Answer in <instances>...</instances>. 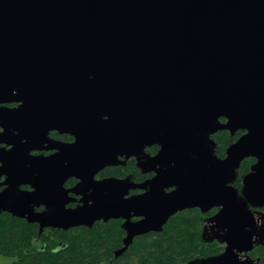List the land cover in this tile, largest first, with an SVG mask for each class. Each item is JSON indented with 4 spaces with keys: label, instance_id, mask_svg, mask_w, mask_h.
<instances>
[{
    "label": "water",
    "instance_id": "water-1",
    "mask_svg": "<svg viewBox=\"0 0 264 264\" xmlns=\"http://www.w3.org/2000/svg\"><path fill=\"white\" fill-rule=\"evenodd\" d=\"M13 101L26 120L13 125L0 110L1 135L12 127L25 142L12 136L0 155V174L10 172L0 212L39 232L128 221L133 212L142 219L126 225L117 257L179 211L218 207L213 220L227 219V241L250 248L240 228L252 216L229 184L241 161L254 158L242 195L264 206V0H0V103ZM45 124L64 125L75 140L60 146L64 165L56 154L27 168V141ZM219 131L244 132L223 159L211 139ZM152 145L159 150L150 157L144 148ZM117 155L156 172L148 192L123 199L127 180L93 181ZM48 173L61 175L57 201L44 199ZM72 176L79 182L63 192ZM25 184L36 190H20ZM68 193L82 196L73 209Z\"/></svg>",
    "mask_w": 264,
    "mask_h": 264
},
{
    "label": "trees",
    "instance_id": "trees-1",
    "mask_svg": "<svg viewBox=\"0 0 264 264\" xmlns=\"http://www.w3.org/2000/svg\"><path fill=\"white\" fill-rule=\"evenodd\" d=\"M240 133L231 137L226 131L217 132L212 137L217 144L214 155L223 159L226 149ZM107 171L118 175L121 169ZM195 213L198 211L176 214L161 232L136 238L115 257L123 248L126 222L39 232L37 224L0 212V256L10 257L11 264H187L195 259H211L212 251L200 238V220ZM259 250H264V239Z\"/></svg>",
    "mask_w": 264,
    "mask_h": 264
},
{
    "label": "flooded vegetation",
    "instance_id": "flooded-vegetation-1",
    "mask_svg": "<svg viewBox=\"0 0 264 264\" xmlns=\"http://www.w3.org/2000/svg\"><path fill=\"white\" fill-rule=\"evenodd\" d=\"M41 100H42L41 95H38L36 99L37 103H40L39 101ZM33 104H35V102H33ZM21 105L22 102H17V101H13L11 103H0V110L10 111L13 114L12 124L15 125L18 120H21L23 122L26 120V118L23 116V110L25 108H23L22 110L23 106ZM31 108H33L32 105ZM38 110L39 107H36L35 111L38 112ZM221 122H224V120H221ZM2 132H3V127L0 126V155L12 148L11 145H7V142H11L12 136L16 138V142L18 143L25 142V140L19 138L21 134L19 130H14L11 127L9 130V134L1 135ZM238 132L241 133L236 136V140L244 133L242 131H237L233 136H235ZM215 134L211 136V139L214 143L215 141L213 140L212 137ZM74 140L75 139L73 136L65 133L64 125L61 127L59 124L58 128H53L51 124H45L39 126L38 135L36 139L34 140L31 139L29 143L27 141L28 152L26 154V157L27 160L29 161V163L27 164V168L30 167V164L33 166L36 165V167L39 168L40 167V165L38 164L39 161L45 160L49 157H53L56 154H58L59 156L61 153L60 146L72 144ZM216 147L217 144H215V148ZM158 150H159V146L157 145H152L144 148V152L148 154L150 157L156 155ZM58 159L59 161L60 160L62 161L63 165L65 164L64 161L65 158L62 159L59 156ZM247 160L248 161L252 160V162H248L250 163L248 164L246 163ZM33 161H35L36 163L32 164ZM254 164H255L254 158L243 159L239 164V167L234 172L233 181L229 184V186H231L235 190L238 200H242L245 202L246 209L252 216L249 225L240 228V230L250 238L251 245L249 249L247 250L240 249L239 247L233 246L235 244L234 242L227 241V236H229L232 232L231 228L228 226L227 219L223 218L222 216H219L218 222L213 220L214 218L217 217V215H219V213L221 212V208L213 207L208 211H202V209L199 207H193L176 213L178 214L184 211H193V210L198 211V213H195V216L197 217V219L200 220V227H199L200 238H202L204 242H207L205 245L212 251L211 259H216V262L214 264H264V250L263 251L259 250V246H261V242L264 239V206L257 208L252 207L242 195L243 179L245 178V176L252 173L251 168L253 167ZM0 168H1V163H0ZM113 168L121 169V172L118 175H110L107 170ZM159 168L160 166L155 167L156 170H159ZM9 173L10 172L7 171L6 174H0V192H2L6 188V185L4 183L8 179ZM49 175L52 176V180H51V184L47 185L46 186L47 188L44 189V192L46 193L47 196V198L44 199L47 201L49 200L57 201L60 198V191L57 187H59L61 175L60 173L53 175L51 173ZM37 176L38 173L33 174L30 180L31 184L35 182V180L33 179L38 178ZM155 176H156L155 171H146V170L144 171V168L142 167V165L140 166L138 164V160L136 159L135 156L126 157L125 155L122 156L117 155L116 163L114 165L102 167L99 171L95 173L92 179L93 181H102L111 178L119 179V180H127L128 184L131 185L132 187L129 188V190L124 195L123 199H130L131 197L140 196L148 192L149 187L147 186V183L150 180H152ZM78 182L79 180L73 176L64 179L63 182L61 183L62 191L65 192L66 190L72 189ZM31 184L20 185L19 189L26 191L28 193H33L36 189ZM176 189L177 186H172L169 188H165L164 192L169 193L171 191H175ZM68 197L70 198L71 202L68 205H66V208H70V209L77 207L79 205L80 199L82 198V196L75 195L72 193H68ZM45 209H46L45 206H40L34 208V211L42 212ZM127 214L131 216L129 217L128 221L123 218H117V219H109L105 222L103 220H100V221H96L95 223L121 221V222H126V224L130 226L142 219L141 217L132 216L133 212L129 214V211H127ZM46 229H53V228H46ZM56 230H61V229H56ZM124 232H125L124 235L125 238L126 229L124 230ZM142 236L135 237L133 241L136 238ZM218 259H222V261L218 263ZM200 261H203V259L202 260L195 259L189 261L187 264H195ZM108 263L110 262L103 264H108Z\"/></svg>",
    "mask_w": 264,
    "mask_h": 264
},
{
    "label": "rangeland",
    "instance_id": "rangeland-1",
    "mask_svg": "<svg viewBox=\"0 0 264 264\" xmlns=\"http://www.w3.org/2000/svg\"><path fill=\"white\" fill-rule=\"evenodd\" d=\"M12 261L13 260L10 257L0 256V264H11ZM221 261H222V259H218V263ZM215 262H216V259H206V260L200 261V262L195 263V264H214Z\"/></svg>",
    "mask_w": 264,
    "mask_h": 264
}]
</instances>
